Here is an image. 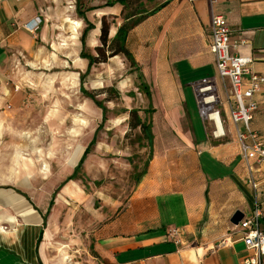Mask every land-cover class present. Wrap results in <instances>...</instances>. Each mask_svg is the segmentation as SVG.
<instances>
[{
	"label": "crops",
	"instance_id": "obj_1",
	"mask_svg": "<svg viewBox=\"0 0 264 264\" xmlns=\"http://www.w3.org/2000/svg\"><path fill=\"white\" fill-rule=\"evenodd\" d=\"M162 2L143 0L141 10L147 13ZM212 12L226 19L231 40L237 44L232 52L250 56L251 70L264 76V0H215L212 6L207 0H169L143 16L128 31L125 45L141 76L137 90L141 92L142 83L150 95L141 92L147 98L142 112L151 123L152 138H145L141 151L145 160L133 174L131 191L114 198L105 193L108 188L98 178L87 177V159L107 121L98 129L102 110L97 106L100 123L72 162L51 164L50 169L47 165L49 173L40 167H18L12 183L0 179V191H12L10 198L0 196V206L14 202L13 212L0 214V264H245L252 251L242 240L240 219L234 216L247 217L255 202L264 204V162L251 160L249 169L241 158L237 130L244 127L231 120L229 81L218 77L210 51ZM74 15L64 14L62 23L70 17L77 20L78 28L85 27L75 11ZM109 16L110 38L130 19L123 16L119 3L86 12L94 28L85 47L97 46L89 45V38L93 36V44L99 42L101 20L108 21ZM56 17L46 0H0L1 97L9 95L11 103L20 105L24 95L7 81L11 68L43 62L46 45L59 28ZM37 18V29L28 30L25 25L35 24ZM81 32L75 41V61L83 67L75 73L79 90L85 89L93 67L85 74L88 60L80 55ZM206 82L214 86L213 105L200 101L197 87ZM253 98L257 109L249 126L264 143V93ZM212 108L221 116L223 137L212 136L213 125L207 118ZM93 137L95 142L84 155ZM124 160L131 167L129 159ZM249 174L260 183L256 190ZM60 212L65 214L61 226L55 225ZM172 229L178 231L179 242L169 235Z\"/></svg>",
	"mask_w": 264,
	"mask_h": 264
},
{
	"label": "rangeland",
	"instance_id": "obj_2",
	"mask_svg": "<svg viewBox=\"0 0 264 264\" xmlns=\"http://www.w3.org/2000/svg\"><path fill=\"white\" fill-rule=\"evenodd\" d=\"M46 1L52 5L55 17L57 15L54 21L59 28H55L56 34L46 45L44 60L41 64L32 63L20 70L12 66L7 81L12 86L15 84V89L24 95L20 105L11 103L9 95H0V179L3 178L5 183H12L18 167L34 170L40 167L43 173H49L51 164L56 167L72 162L100 123V109L79 90V78L75 74L82 67L75 61V41L84 25L78 28L75 25L77 20L70 17L66 19L69 23H62L66 13L75 18V1ZM101 2L83 0V5H100ZM108 21L110 23V16ZM109 31L112 35V27ZM88 43L100 45L99 42L93 44V36ZM86 50L95 54L93 47L86 46ZM138 84L137 72L122 55L94 64L84 83L85 89L95 93L96 98L108 108L107 121L98 131L99 143L87 159V177L98 178L100 185L108 188L105 193L114 198H124L129 194L135 184L133 174L138 168L142 169L145 160L141 152L145 138L138 129L127 124L130 120L128 113L121 112V109L134 108L145 118L142 111L147 98L137 90ZM109 88L118 94L110 92ZM149 116L151 118V114ZM124 158L129 159L131 167ZM20 178L29 180L30 176L20 174ZM11 195V190L0 191L1 197L10 198ZM13 206L12 199L11 205L0 206V214L13 212ZM64 215L59 213L55 225L63 224ZM2 226L11 230L10 225ZM64 258L69 259L68 256ZM77 258L75 255L73 260Z\"/></svg>",
	"mask_w": 264,
	"mask_h": 264
},
{
	"label": "built area",
	"instance_id": "obj_3",
	"mask_svg": "<svg viewBox=\"0 0 264 264\" xmlns=\"http://www.w3.org/2000/svg\"><path fill=\"white\" fill-rule=\"evenodd\" d=\"M210 5L215 0H207ZM40 23L26 24L28 30L35 31ZM236 43L231 40V30L226 19L221 14L212 12L210 20V51L215 58V68L221 80L228 79L229 93L233 99L230 109L231 120L237 124L242 123L244 130H237V137L240 144V155L243 161L251 169L250 161L264 162V143L251 131L249 123L253 118V112L257 109V102L254 100L256 93H264V76L253 72L250 68L252 58L232 52ZM214 86L211 82L203 83L197 87L200 94V101L204 105H213L216 96L213 92ZM207 118L212 122V136L215 138L225 135L223 123L219 111L212 108L207 112ZM247 138L250 142H247ZM249 182L254 190L259 182L249 174ZM264 188L263 183H261ZM264 204L255 202L251 214L240 219L238 226L245 246L252 251V254L244 259L245 264H264ZM169 235L179 242L178 231L172 229Z\"/></svg>",
	"mask_w": 264,
	"mask_h": 264
},
{
	"label": "trees",
	"instance_id": "obj_4",
	"mask_svg": "<svg viewBox=\"0 0 264 264\" xmlns=\"http://www.w3.org/2000/svg\"><path fill=\"white\" fill-rule=\"evenodd\" d=\"M168 1L169 0H163V2L160 3L156 8L145 13V11L141 10L143 7V4H142L143 0H102L100 5H89V6L88 5L84 6L83 0H75V12L77 16L83 19L85 23V27L83 28L81 32V36H80V41L82 43V51L80 55L81 57L88 60L87 70L85 74L89 73L91 67L94 64L106 62L109 57H112L115 55H122L129 63V66H131V68H133L135 71H138L137 63L134 59V56L125 45L128 31L137 22H139L143 16L155 12L156 10L164 6V4L167 3ZM117 3L122 5L123 16L125 18L130 17V19L128 21L123 22L117 28L114 36L110 38L109 37L110 23L105 19V17H103L101 20V24H100V34L98 37L100 45H97L94 47L95 54L88 52L85 47V39H86L88 32L94 28V25L86 18V12H89L91 10H94L102 6H113L114 4H117ZM131 17H133V20H131ZM85 74H82L80 76L81 83L85 77ZM137 76L138 78L141 77L140 74H138ZM80 90L83 95L91 99L95 103V105L98 106L102 110V120H101V124L98 127V129H100L103 123L107 120L108 108L103 104L101 100H98L96 98L95 93L84 89L82 86ZM108 90L110 92H115L118 94V92L113 88H109ZM139 90H141V92H143L147 97L150 96L149 92L145 90V86L142 83L139 86ZM121 112H127V111L126 109H121ZM138 112L139 111L134 108L128 111L129 119H130L129 125L132 129L139 128L142 137L147 138L148 140H151L152 138L151 123L150 121H146L145 118L141 117V115ZM94 138L95 137H93V139L89 143V146L85 150L84 155H86L90 151L91 146L95 142Z\"/></svg>",
	"mask_w": 264,
	"mask_h": 264
},
{
	"label": "water",
	"instance_id": "obj_5",
	"mask_svg": "<svg viewBox=\"0 0 264 264\" xmlns=\"http://www.w3.org/2000/svg\"><path fill=\"white\" fill-rule=\"evenodd\" d=\"M234 220H238V219H241L242 218V214L241 213H237L235 216H234Z\"/></svg>",
	"mask_w": 264,
	"mask_h": 264
},
{
	"label": "bare ground",
	"instance_id": "obj_6",
	"mask_svg": "<svg viewBox=\"0 0 264 264\" xmlns=\"http://www.w3.org/2000/svg\"><path fill=\"white\" fill-rule=\"evenodd\" d=\"M77 23V22H76ZM78 25V24H77ZM9 236H10V234H9ZM10 238H12L11 236H10Z\"/></svg>",
	"mask_w": 264,
	"mask_h": 264
}]
</instances>
